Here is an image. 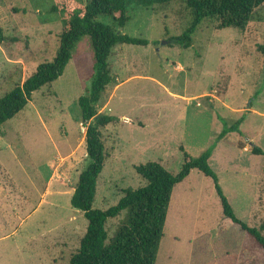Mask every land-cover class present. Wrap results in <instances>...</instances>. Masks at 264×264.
<instances>
[{"label":"rangeland","instance_id":"obj_1","mask_svg":"<svg viewBox=\"0 0 264 264\" xmlns=\"http://www.w3.org/2000/svg\"><path fill=\"white\" fill-rule=\"evenodd\" d=\"M52 5L0 0V98L55 57L63 24ZM127 13L119 32L149 44L116 45L108 59L111 83L97 112L118 123L102 131L108 157L93 209L107 210L124 190L144 186L136 166L158 162L175 175L184 162L180 148L196 158L216 142L209 165L224 196L238 219L264 226V156L251 153L253 146L264 152V56L257 51L264 4L243 31L204 20L188 49L169 44L190 24L182 0L130 5ZM98 21L116 28L114 18ZM93 65L83 39L63 75L0 127V264H69L79 248L87 221L70 199L87 164L78 99ZM238 120L239 133L215 141L225 123ZM123 218L106 223L108 237ZM157 251L156 264H264V252L222 217L212 180L198 170L174 187Z\"/></svg>","mask_w":264,"mask_h":264},{"label":"trees","instance_id":"obj_2","mask_svg":"<svg viewBox=\"0 0 264 264\" xmlns=\"http://www.w3.org/2000/svg\"><path fill=\"white\" fill-rule=\"evenodd\" d=\"M177 0H52L51 13L62 22L59 48L50 62L39 64L31 75L0 98V127L20 113L30 101L33 93L57 81L64 73L75 46L83 39L90 41L94 65L90 69V86L78 99L81 123L85 129V151L87 164L80 172L70 199L71 207L80 211L87 221V228L80 240L79 248L71 255L69 264H156L160 241L166 222L173 189L183 182L192 170H198L212 180L219 199L222 217L230 220L257 250L264 252V236L260 228L249 227L234 213L219 185L217 175L209 165L216 142L198 157L191 158L183 148L184 162L180 171L173 175L158 162H147L134 168L145 185L137 189L124 190L115 206L107 210L93 209L98 178L104 168L107 154L102 131L118 123L115 117L99 114L97 106L106 87L111 83L108 59L112 49L119 44L147 46L148 41L131 38L119 32L129 21L128 7H165ZM191 16L190 24L177 37L169 40L188 49L192 36L204 20H216L219 29L233 28L243 31L253 12L264 4V0H182ZM99 17L114 18L116 28L98 21ZM5 40L0 37V41ZM7 40V39H6ZM12 41H15L12 39ZM264 56V46L257 47ZM242 120L224 124L215 141L230 133H239ZM251 153L264 156V152L253 146ZM124 215L123 220L108 237L106 223Z\"/></svg>","mask_w":264,"mask_h":264},{"label":"crops","instance_id":"obj_3","mask_svg":"<svg viewBox=\"0 0 264 264\" xmlns=\"http://www.w3.org/2000/svg\"><path fill=\"white\" fill-rule=\"evenodd\" d=\"M187 178H188V177H187ZM187 178H186V179H187ZM6 236H8V235H6Z\"/></svg>","mask_w":264,"mask_h":264}]
</instances>
